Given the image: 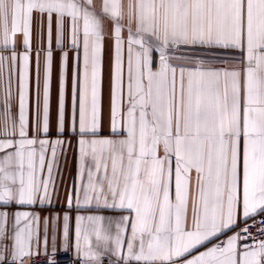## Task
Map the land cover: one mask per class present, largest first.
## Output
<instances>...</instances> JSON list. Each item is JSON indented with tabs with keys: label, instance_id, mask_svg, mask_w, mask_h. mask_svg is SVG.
I'll return each mask as SVG.
<instances>
[{
	"label": "snow or ice",
	"instance_id": "snow-or-ice-1",
	"mask_svg": "<svg viewBox=\"0 0 264 264\" xmlns=\"http://www.w3.org/2000/svg\"><path fill=\"white\" fill-rule=\"evenodd\" d=\"M69 148L78 264H264V0H0V264L69 244Z\"/></svg>",
	"mask_w": 264,
	"mask_h": 264
},
{
	"label": "crops",
	"instance_id": "crops-1",
	"mask_svg": "<svg viewBox=\"0 0 264 264\" xmlns=\"http://www.w3.org/2000/svg\"><path fill=\"white\" fill-rule=\"evenodd\" d=\"M59 55V53H57ZM72 57L73 53L70 51L69 52V64H68V77H69V86H70V81H71V73H72ZM110 57V47L106 45V50H105V74L107 77V65H108V60ZM15 102V101H14ZM54 115H55V97L53 98V131H54ZM65 139H72L73 145L75 144L74 138L71 137H65ZM74 150L73 148H69L67 152V158L65 160H62L61 162V171H62V184L60 187V198L58 201L55 202V206L51 208H46V209H36L37 212L42 217L45 216H51L59 213L61 216L64 214L65 211L68 212L70 217H72L71 223H70V239H69V244L67 246L64 245L63 243V238L59 230L56 232V241H55V246L56 250L53 252L52 249V229L51 226L49 227V232H48V244L47 248L45 249V245L43 242V226H41V242H40V247L39 251L36 256L39 255H46V254H53L61 251H68L71 250L75 255V240H74V220L75 216L78 214H88L84 213L83 211H77L75 206H73L71 209H68L66 203H65V192L71 187L72 180L74 178ZM9 211H12L13 209H7ZM102 214L105 215H110L112 214L111 212H103ZM103 258H109L112 262L114 258L109 257V256H104Z\"/></svg>",
	"mask_w": 264,
	"mask_h": 264
},
{
	"label": "built area",
	"instance_id": "built-area-1",
	"mask_svg": "<svg viewBox=\"0 0 264 264\" xmlns=\"http://www.w3.org/2000/svg\"><path fill=\"white\" fill-rule=\"evenodd\" d=\"M262 220L264 217L258 215L255 220H249L247 225L241 226H249L251 231H256L257 226L264 227ZM49 259L55 260L57 264H78V258L71 250L34 257L35 264H45V261ZM102 264H113V262L109 258H102Z\"/></svg>",
	"mask_w": 264,
	"mask_h": 264
}]
</instances>
